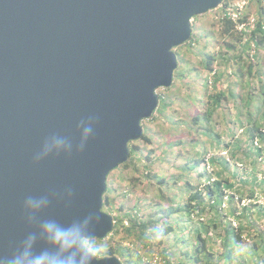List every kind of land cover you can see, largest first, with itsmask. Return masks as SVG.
Listing matches in <instances>:
<instances>
[{
    "label": "water",
    "instance_id": "obj_1",
    "mask_svg": "<svg viewBox=\"0 0 264 264\" xmlns=\"http://www.w3.org/2000/svg\"><path fill=\"white\" fill-rule=\"evenodd\" d=\"M223 0H0V256L50 219L96 215L105 240L114 217L103 210L112 171L129 162L130 142L159 106L178 68L174 49L192 21ZM83 151L37 155L58 137ZM47 202L35 214L24 200ZM99 264H123L117 256Z\"/></svg>",
    "mask_w": 264,
    "mask_h": 264
},
{
    "label": "trees",
    "instance_id": "obj_2",
    "mask_svg": "<svg viewBox=\"0 0 264 264\" xmlns=\"http://www.w3.org/2000/svg\"><path fill=\"white\" fill-rule=\"evenodd\" d=\"M254 2L259 6V13L253 24L249 22L246 12L233 6L231 0H223L219 7L222 12L221 37L233 40L237 35L240 41L238 48L236 45H224L232 55L221 54L220 59L226 63L222 64L221 70L214 67L217 60L215 54L203 55L200 56L199 65L206 76L200 82L197 79L185 81L197 69L190 70L189 62L178 59L173 87L176 82H180L181 87L185 88V97L181 102H189L192 106L196 104L199 109L196 108L189 122L183 120L180 125H176L187 130L189 139L167 144L163 153L165 155L176 150L177 159L185 161L184 173L173 183L175 188L182 183L180 189L185 192L184 199L180 203L170 199L168 207L160 206L164 215L159 220L152 218L146 221L127 214L126 219L130 224L125 226L124 219L114 217L112 234L105 240H97L105 246L103 257L117 256L127 264H137L140 256L123 247L121 241L134 238L148 246L147 240L160 235L166 237L175 230L171 218L177 215L179 218H186L191 224L187 232L192 236L193 246L187 262L174 261L165 252L164 264H231L234 254L241 253L245 235L250 236L255 230L251 219L254 204H242L243 197L257 201L264 197V62L261 59V51H264V0ZM239 27H242L240 31ZM197 39L193 29L192 38L185 46L194 50ZM175 54L179 58V53L175 51ZM197 76L201 77L199 74ZM224 77H227L226 84L222 82ZM233 77L237 81H233ZM256 82L258 88L255 87ZM196 88L203 90V97H197ZM159 96L156 113L168 116L166 110L172 104L171 98ZM230 105L231 113L228 108ZM140 142L150 145L152 138L145 131ZM137 143H129L131 156L129 162L121 167L127 168L132 163L142 161ZM208 149L213 154L209 155ZM221 152L226 153V156L220 155ZM145 161L144 169L149 171L147 178L156 180L164 194L163 187L170 183L169 180L159 177V173H152L154 164L150 153ZM109 190L108 188L104 194L103 210L112 205L107 195ZM229 190L233 192L232 195L226 194ZM236 191L241 197H236ZM225 199L228 200L229 207L236 204L230 215L221 211ZM255 211L264 217V202L258 204ZM228 216H234L238 221L237 227ZM159 223L164 224L163 232L157 230ZM211 232L218 239L214 242L219 246L218 254L210 246L214 238L211 237ZM121 234V241H116ZM241 263L243 264V260Z\"/></svg>",
    "mask_w": 264,
    "mask_h": 264
},
{
    "label": "rangeland",
    "instance_id": "obj_3",
    "mask_svg": "<svg viewBox=\"0 0 264 264\" xmlns=\"http://www.w3.org/2000/svg\"><path fill=\"white\" fill-rule=\"evenodd\" d=\"M231 3L233 6L246 12L249 22L253 24L254 19L257 18V14L259 13V6L254 0H231ZM221 17L222 12H220V8H218L194 18L192 21V29L195 30L198 37L193 46L194 50L185 46L186 44L174 49V52L176 51L179 53L178 59H184L186 62L190 63L192 67L189 68L190 70L196 71L197 69V71L191 74L185 81H194L197 79L200 82L202 78L206 76L205 72L200 69V56L215 54L217 60L214 63V67L221 70L222 64H226L220 59L221 54L229 55V53H231L230 55H232V52H229L224 45H236L238 48V43H240V41H238L237 35L233 40H224L221 37ZM241 29L242 27L238 28L239 31ZM194 52L197 55L194 54ZM261 59L264 62V51H261ZM197 74L201 77H198ZM226 79L227 77H224L222 82H225ZM232 79L233 81H237L234 77ZM173 85L174 82L170 88H161L157 91L158 95H166L171 98L172 104L166 110L168 116L155 113L151 119L144 121V132L146 131V133L150 135L152 143L146 145L143 142L137 141V145L142 154V161L132 163V165L127 168L120 166L118 169L112 171L108 177L107 184L110 190L107 195L112 205H110L108 209H104V211L111 214L113 217L124 219L125 226L130 224V221L126 219L127 214H133L137 218L146 221L152 218L153 220H159L164 215V213L160 211V206L163 208L168 207L170 205V199H175V202L180 203L185 197V192L180 189L182 183H179L176 188L173 187V183L176 181L175 179L179 178L184 173L185 161L177 159L176 150L174 152H168L165 155L163 152L167 144L175 143L181 139H189L187 130H183L181 126L179 127L176 125H180L183 120L189 122L192 117L191 115L196 112V108H199L196 104L192 106L186 101L185 103L183 102V106L181 101H183L185 97V88L181 87L180 82H176L175 87H173ZM255 87L258 88L257 82ZM196 91L198 98L203 97V90L196 88ZM185 104L187 106H185ZM228 108L231 113L232 105L228 106ZM202 139L203 138L200 140L202 141ZM208 152L209 155L213 154L209 149ZM148 153L151 154L153 160L152 164H154L152 173H159V177H165L170 182L163 187L164 194L159 189L157 182H155L156 180L151 181L147 178L149 171L145 170L144 166L146 165L145 157ZM220 155L226 156L224 152H221ZM232 193L233 192L230 190L226 191L227 195H232ZM237 193L239 192L236 191V197H241V195ZM263 202L264 197H261L259 201L249 198L244 199L243 197V205L254 204V212L251 219L254 222L253 225L255 226V230L251 232L250 236L245 235L243 238L244 242L241 245V253L237 252L234 254V259L231 264H242V260L243 264H264V217L261 214H257L255 211L257 205H261ZM234 207L236 208V204L229 207V202L225 199L221 211L223 214L230 215ZM235 215H238V213ZM228 217H230L234 226L237 227L238 221L235 220L234 216ZM186 220L187 219L184 217L179 218L177 215H173L171 222L175 230L166 237L163 235L159 237L153 236L154 238L147 240L148 246H144L141 241H137L134 238L122 240V242L120 240L122 234L117 236L116 241H121L122 246L129 248L132 252H137L141 257H139L137 264H164L165 258L163 254L165 252H167V256L171 257L174 261L176 260L179 262L184 260L187 262L189 252L193 246V239L187 232L191 228V224ZM204 220L206 221V218H204ZM159 229L163 232L164 224L159 223ZM151 234L153 235V232ZM210 235L214 237L213 242L210 244L211 249L214 253L218 254L219 246L218 244H214L218 239L212 232ZM123 264L127 263L123 261Z\"/></svg>",
    "mask_w": 264,
    "mask_h": 264
},
{
    "label": "clouds",
    "instance_id": "obj_4",
    "mask_svg": "<svg viewBox=\"0 0 264 264\" xmlns=\"http://www.w3.org/2000/svg\"><path fill=\"white\" fill-rule=\"evenodd\" d=\"M94 123L95 119L91 117L89 124L83 127L78 145H74L69 139L58 137L53 148L36 156V162L51 155L71 154L74 148L83 151L93 135ZM46 205L44 200L28 198L24 200L23 208L25 212L35 214ZM95 222L94 213L67 224L55 219L46 220L27 238H23L11 254L0 256V264H99L104 256L105 246L97 242ZM157 230L159 231V226Z\"/></svg>",
    "mask_w": 264,
    "mask_h": 264
}]
</instances>
